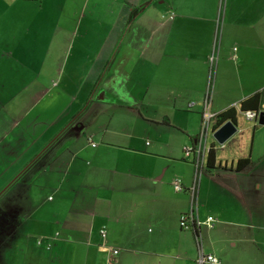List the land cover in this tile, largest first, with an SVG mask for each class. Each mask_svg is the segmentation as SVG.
<instances>
[{
  "label": "crops",
  "instance_id": "obj_1",
  "mask_svg": "<svg viewBox=\"0 0 264 264\" xmlns=\"http://www.w3.org/2000/svg\"><path fill=\"white\" fill-rule=\"evenodd\" d=\"M233 2L218 28L219 0H0V264H192L195 236L178 224L193 183L183 148L210 72V111L232 108L236 131L223 156L209 134L196 215L215 223L196 234L221 264H264V140L247 149L236 117L264 92V0ZM162 127L179 137L150 134Z\"/></svg>",
  "mask_w": 264,
  "mask_h": 264
},
{
  "label": "built area",
  "instance_id": "obj_2",
  "mask_svg": "<svg viewBox=\"0 0 264 264\" xmlns=\"http://www.w3.org/2000/svg\"><path fill=\"white\" fill-rule=\"evenodd\" d=\"M211 78V72L207 83V90L203 98L202 103V113H201V122L197 138L192 145L186 146L183 148V153L185 156L192 155L191 165H192V174H193V183L190 187L187 188V191L191 197L189 210L186 213H183L179 216L178 224L182 230H197L201 225H205L208 229L214 227L215 220L212 216H207L204 221H200L196 215V186L198 179L202 172L204 171V156L206 152V138L210 133V121L214 118L215 113L210 111V91L208 90V84ZM248 120L255 121L257 118V112L247 111L243 113ZM88 142L90 139L88 138ZM91 147L95 145L90 142ZM172 188L174 192L180 193L183 192L184 187L178 179H175L172 182ZM197 227V228H196ZM101 238L105 236V230L102 228L100 231ZM197 244V256L194 259L192 264H221L218 257L212 253H205L201 250V240L197 235L195 237ZM36 245H44L46 249L49 248L48 242L44 239H36ZM101 249L109 252L110 255L114 256L117 253L116 249H104L101 246ZM105 264H111L106 261Z\"/></svg>",
  "mask_w": 264,
  "mask_h": 264
},
{
  "label": "rangeland",
  "instance_id": "obj_3",
  "mask_svg": "<svg viewBox=\"0 0 264 264\" xmlns=\"http://www.w3.org/2000/svg\"><path fill=\"white\" fill-rule=\"evenodd\" d=\"M233 3H234L233 0H219V14H218L217 21H216V24L218 25V28L223 25V17H224V11H225L224 9H225V7L228 6L232 10ZM241 9H244V7L243 6H237V10H241ZM237 48L239 49L238 44H236V43L232 44L229 47L230 53H233L234 50H236ZM211 59L213 61L215 59V52L214 51H213V53L211 55ZM255 84H257V85H255ZM214 85H215V82H214L213 76H211L209 84H208V90L212 92ZM252 85L260 86V83L250 82L249 86H252ZM260 97L261 98H260V104H259L258 111H264V92H262V89L260 90ZM169 114H170V116L171 115L175 116V117L178 118V120H180V113H169ZM236 117H237V121L240 124V126H243V127L247 126L246 131H244L243 133L240 134V137L244 141L245 145L247 144V149H249V145H250V142L252 140L255 139V141H257L260 138L262 140H264V126L261 127L260 125H258L256 123V121L248 120L245 117V115L238 110V108H236ZM253 127L255 128V134H254L255 136H253V131H254ZM154 129L151 128V133L150 134L154 135V136H156V137H158L160 139H168V138H171L173 136L174 137H179L178 136L179 132H177L175 130H172V129L168 128V127L156 128L155 130ZM260 131H262V134L260 133ZM210 141H211V139H210V136L208 135L207 138H206V144L205 145L208 146ZM227 141H229V140H227ZM145 142H147V144H148L149 142H151V138L149 137L147 139H143L142 144L144 145ZM215 147H216L215 148L216 152L220 156L226 155V153L224 152V149H223V147H224L223 144H222V146L218 145V144L217 145L215 144ZM259 169H260V171L264 172V160L261 162V164L259 166ZM180 193H182V192H180ZM196 203H197V201H196ZM198 205H199V202H198ZM201 237H202V244H203V248H204L208 243H210V238H205L204 237V232H201ZM226 249H228V247H226L225 245H222L221 253L218 255L220 258L223 256V254H226V251H225ZM229 256H231V255H229ZM222 258H221V260H222ZM231 258H234V261H239V262L244 260V259L239 257V253H237L236 256H231Z\"/></svg>",
  "mask_w": 264,
  "mask_h": 264
},
{
  "label": "trees",
  "instance_id": "obj_4",
  "mask_svg": "<svg viewBox=\"0 0 264 264\" xmlns=\"http://www.w3.org/2000/svg\"><path fill=\"white\" fill-rule=\"evenodd\" d=\"M140 10H133L130 13V20L136 16ZM258 104H259V94L254 93L243 100L239 102L238 105V110L242 113H245L247 111H252V112H258ZM234 112L233 109H226L225 111L215 114L214 119L216 120L215 125L211 129V134L214 130H216L221 124H223L225 121H234L233 119ZM209 133V134H210ZM197 137H195L196 140ZM249 163L248 159H243V160H238L236 161V166L235 169L240 170L241 168L247 166ZM204 171L209 172V170L214 169V153H213V148L211 146L207 147L205 156H204ZM190 232L193 233V235L196 237V231L191 229L189 230Z\"/></svg>",
  "mask_w": 264,
  "mask_h": 264
},
{
  "label": "water",
  "instance_id": "obj_5",
  "mask_svg": "<svg viewBox=\"0 0 264 264\" xmlns=\"http://www.w3.org/2000/svg\"><path fill=\"white\" fill-rule=\"evenodd\" d=\"M255 121L258 125L264 126V111L257 112V118ZM235 131L236 126L234 122L227 120L212 132L211 137L215 140L216 143L222 144Z\"/></svg>",
  "mask_w": 264,
  "mask_h": 264
}]
</instances>
